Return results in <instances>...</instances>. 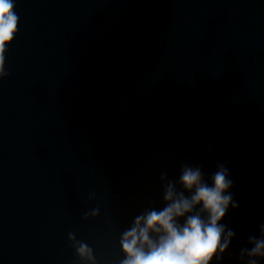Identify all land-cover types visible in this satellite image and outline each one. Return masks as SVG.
Returning a JSON list of instances; mask_svg holds the SVG:
<instances>
[{
  "label": "water",
  "instance_id": "95a60500",
  "mask_svg": "<svg viewBox=\"0 0 264 264\" xmlns=\"http://www.w3.org/2000/svg\"><path fill=\"white\" fill-rule=\"evenodd\" d=\"M14 3L0 264H119L121 234L164 206L183 164L210 183L221 163L237 207L219 223L234 236L209 264H247L240 250L264 224V0Z\"/></svg>",
  "mask_w": 264,
  "mask_h": 264
},
{
  "label": "clouds",
  "instance_id": "9594fccd",
  "mask_svg": "<svg viewBox=\"0 0 264 264\" xmlns=\"http://www.w3.org/2000/svg\"><path fill=\"white\" fill-rule=\"evenodd\" d=\"M14 9V0H0V75L4 76L8 75L4 70L6 45L18 31L19 16ZM165 176L162 173L160 179ZM210 181L205 179L201 166L183 164L178 180L163 185L164 206L146 209L121 234L119 242L125 256L119 264H209L214 256L221 260L218 253L229 248L234 232L229 229L225 236V225L219 222L229 205L235 208L237 204L228 191L233 180L225 164L217 165ZM98 213L97 208L91 214ZM202 213H207L206 219ZM87 216L85 213L84 218ZM74 238L69 233V239ZM248 243L252 247L242 248L240 259L247 256V264H258L256 258H264V224L260 225L259 237L250 236ZM92 251L84 242L76 248L81 258L94 260Z\"/></svg>",
  "mask_w": 264,
  "mask_h": 264
}]
</instances>
